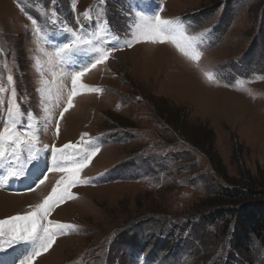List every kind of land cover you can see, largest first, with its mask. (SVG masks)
<instances>
[{
  "label": "rangeland",
  "instance_id": "obj_1",
  "mask_svg": "<svg viewBox=\"0 0 264 264\" xmlns=\"http://www.w3.org/2000/svg\"><path fill=\"white\" fill-rule=\"evenodd\" d=\"M94 5L97 0H76L73 11L71 0H0V78L9 88L0 94L3 109L11 74L25 119L32 114L41 144L49 145L25 177L0 189V220L31 212L64 178L50 170L52 145L76 144L82 152L99 144L80 173L87 183L69 189L77 198L48 216L75 229L58 236L34 264H264V239L236 245L235 218L206 223L221 209L223 191L264 175V0H106L113 32L124 36L130 9L152 15L162 6L163 18L179 19L199 37L203 56L197 64L168 43L114 51L81 78L103 91L73 97L59 119L71 89L70 77L61 73L78 70L96 53L77 54L62 68L48 65L44 51L69 39L61 24L50 22L51 12L74 30L77 17L91 29L82 14ZM28 16L42 29L39 36ZM47 163V180L32 190L35 172ZM259 190L263 201L264 187ZM34 246L16 245L0 257L13 252L8 263L19 264Z\"/></svg>",
  "mask_w": 264,
  "mask_h": 264
},
{
  "label": "snow or ice",
  "instance_id": "obj_2",
  "mask_svg": "<svg viewBox=\"0 0 264 264\" xmlns=\"http://www.w3.org/2000/svg\"><path fill=\"white\" fill-rule=\"evenodd\" d=\"M55 3V0H50ZM106 0H97V5L83 12L84 21L91 25V29H86L84 22L79 17L76 18L77 29L63 21L57 20L55 10L51 12L50 22L55 25L61 24L63 31L69 39L59 44L54 51H44L48 65H59L61 68L69 64L72 58L80 53H96L92 60L70 73H61L71 79V89L67 94L66 107L59 113V119H63L66 113L73 106V97L82 94L84 91L101 93L100 88H92L81 82V78L99 64L105 63L114 51L122 50L124 47L131 48L137 43L147 42L153 44H172L175 48L190 61L197 64L203 56L204 49L200 47L199 37L188 34L186 27L179 19H166L160 13L164 11L162 6H158L152 15H146L140 10H131L127 14L129 21L126 25L124 36L112 31L105 15L104 5ZM72 10L76 9V0H71ZM23 11V9H21ZM93 12L95 13L93 15ZM46 16L47 13H44ZM134 16V19L132 17ZM31 21L33 32L39 36L42 29L37 25V21L28 16ZM202 35V34H201ZM111 44V46H107ZM43 51V50H42ZM36 70L40 76L44 77V71L40 61L36 60ZM53 75H56L54 72ZM209 81L217 79L212 73H205ZM42 84L47 85L48 81L42 79ZM7 85L11 86L10 99L5 112L3 109L4 99L0 96V189L5 188L8 182L15 178L19 180L25 177L29 171V165L40 160V154L49 149V145L41 144V129L32 119V114L22 112L17 103V93L14 87V80L11 74L7 75ZM9 88L3 85L0 78V94L6 93ZM42 97L45 89H40ZM47 113L48 109L45 108ZM47 131V127L43 129ZM57 136L59 135V123H55ZM87 135V134H84ZM83 139V137H82ZM101 146L92 144L82 152L78 151L76 144H65L63 147L52 145L51 171L64 173V178L53 188L51 195L46 197L43 203L36 205L31 212L25 215H15L4 220H0V251L13 248L16 245L34 243L31 251L19 261V264H34V261L46 253L60 235L68 234V230H74L76 226L59 222L48 221L50 213L62 202L68 199H76L71 195L69 189L80 183L87 181L80 180L81 171L87 167L91 160L99 153ZM72 150L74 155L70 156ZM49 169L40 173L34 182L35 190L47 180ZM47 221V224L44 222ZM38 241V243H36Z\"/></svg>",
  "mask_w": 264,
  "mask_h": 264
},
{
  "label": "trees",
  "instance_id": "obj_3",
  "mask_svg": "<svg viewBox=\"0 0 264 264\" xmlns=\"http://www.w3.org/2000/svg\"><path fill=\"white\" fill-rule=\"evenodd\" d=\"M217 157V155L214 156V159L221 164ZM239 185V188L233 192L223 191V195L220 199H217L220 202L218 205L221 206V209L210 215L206 223L227 222L229 218H235V242L239 247H243L252 239H264V200L261 201L262 193H259L261 192L259 189L264 187V175L258 178V181L257 178L250 177L248 182ZM239 205H243V209H237L236 206ZM122 237H125V235Z\"/></svg>",
  "mask_w": 264,
  "mask_h": 264
},
{
  "label": "bare ground",
  "instance_id": "obj_4",
  "mask_svg": "<svg viewBox=\"0 0 264 264\" xmlns=\"http://www.w3.org/2000/svg\"><path fill=\"white\" fill-rule=\"evenodd\" d=\"M105 63H106V62H105ZM106 65H107V64H105L104 66L106 67ZM1 195H3V194H1ZM15 197H16V196H15ZM12 198H13V196H12ZM8 261H10V260H8ZM1 264H5V261H4V263L1 262Z\"/></svg>",
  "mask_w": 264,
  "mask_h": 264
}]
</instances>
